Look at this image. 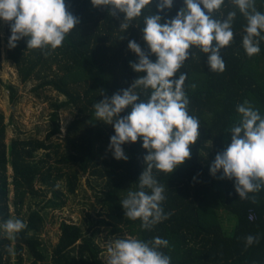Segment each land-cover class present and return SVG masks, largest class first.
I'll return each mask as SVG.
<instances>
[{"label":"trees","instance_id":"1","mask_svg":"<svg viewBox=\"0 0 264 264\" xmlns=\"http://www.w3.org/2000/svg\"><path fill=\"white\" fill-rule=\"evenodd\" d=\"M65 3L80 23L66 36L61 47L51 50L49 46L48 55L39 49H27L28 37L18 41L15 48H9L10 22L4 21L7 58L22 82L37 80L35 90L51 88L65 99L53 103L51 126L44 139L17 138L9 144L5 116L0 113V223L13 218L12 206L22 214L28 197L45 195L49 189L55 197L42 209H31L26 218H19L27 223V228L14 240L8 239L0 229V264H11L14 254L22 264L25 253L33 258L31 264H41L49 258L51 264H108L102 257L100 244L83 224L62 221L61 234L51 255L41 237L46 225L44 210L62 208L66 203L60 182L66 181L67 191L74 194L81 181L80 172L106 180L108 189L100 197L103 211L99 214L106 216L102 222L110 228L111 235L126 233L143 241L155 237L166 239L168 247L159 251L171 258V264H264V189L250 193L248 200H240L234 178L220 179L222 170L215 177L210 174L215 156L231 143L229 130L240 119L237 105L247 100L264 116V40L260 41L259 54L247 55L242 44L247 21L232 0H225L221 9L212 13L213 18L223 19L229 11L237 12L233 21L234 40L220 53L226 63L225 71H211L208 54L198 46L190 48L189 59L172 79H178L180 73L187 74L184 91L190 101L188 112L200 120V135L190 145L191 158L171 174L153 169L154 178L165 187L166 199L161 206L170 216L146 230L141 228V220L133 221L125 216L121 201L128 191L138 190L147 150L138 138L135 143L122 145L128 156L126 161L115 159L109 149L114 127L96 118L93 105L105 96L111 98L130 88L135 79L146 75L130 67V62H137L138 57L128 48L129 41L135 40L155 62L157 57L143 40L144 17L157 14L163 23L175 17L185 6L184 0H173L172 8L162 12L157 8L159 0H152L139 17L129 22L126 31L119 28L123 13L114 17L109 7L93 6L91 0H65ZM255 4L264 13V0H255ZM2 30L0 20V70ZM135 91L145 102L151 94V89ZM65 109L72 110L73 118L63 131L60 112ZM130 111L126 108L121 117ZM56 137L63 139L57 142ZM208 144H211L210 162L203 163L201 155ZM41 150L46 152L45 157H38ZM52 157H55L53 162L49 160ZM37 182L41 187H37ZM220 210L234 219L231 229L223 222ZM248 235H259V243L246 248Z\"/></svg>","mask_w":264,"mask_h":264},{"label":"clouds","instance_id":"2","mask_svg":"<svg viewBox=\"0 0 264 264\" xmlns=\"http://www.w3.org/2000/svg\"><path fill=\"white\" fill-rule=\"evenodd\" d=\"M93 6L110 8L112 16L124 14L120 29L126 31L130 21L142 14V9L152 0H91ZM225 0H184L174 18L165 20L157 14L144 17L143 40L151 54L157 59L152 62L149 53L130 40L128 48L138 57L130 62L137 73H146L134 80L130 88L121 90L93 105L98 120L113 125L115 135L110 137L109 149L117 160H127L122 147L125 143H135L138 138L147 150L144 156L146 167L138 180V190L128 191L121 201L125 216L135 221L141 220V228L151 230L156 224L169 218L162 203L166 199L165 187L153 176V169L172 173L178 166L191 158L190 145L199 138L200 120L189 114L190 103L184 91L186 73L172 79L190 57V48L198 46L208 54L210 70L222 73L226 63L221 49L234 40L233 21L235 10L226 18L215 19L213 11L221 9ZM245 17L247 25L242 44L248 56L259 54L261 35L264 32V13L256 8L255 0H232ZM173 0H159L158 11L171 9ZM206 10V11H205ZM0 20L10 22L9 48L28 37L27 49H39L48 55V48L55 50L63 45L65 38L80 23L65 3V0H0ZM194 87V85H193ZM151 89L149 99H140L135 89ZM130 108L128 115L121 113ZM236 111L240 119L234 123L231 143L215 156L210 165L214 177L220 170V179L235 180V191L240 200H248L250 193L264 189V116L245 100L238 104ZM150 189V192L145 191ZM255 203V196L251 197ZM27 228V223L19 218H9L0 223V229L7 238ZM259 235L245 237V247L259 243ZM168 240L155 237L143 241L136 237L118 238L108 243V264H171V258L159 251L168 247ZM12 252V249H8Z\"/></svg>","mask_w":264,"mask_h":264},{"label":"rangeland","instance_id":"3","mask_svg":"<svg viewBox=\"0 0 264 264\" xmlns=\"http://www.w3.org/2000/svg\"><path fill=\"white\" fill-rule=\"evenodd\" d=\"M2 63L3 68L0 70V113L5 116L7 124V142L10 144L13 139L21 138H40L44 139L51 126V114L54 110L53 103L62 101L64 96L57 93L51 88L36 89L39 81L32 80L27 83L22 82L14 64L7 58V45L5 43V23L2 20ZM13 87V90L11 89ZM70 109L61 110L60 120L63 131L73 118ZM62 137H56L55 141H62ZM46 152L41 150L38 157H45ZM211 157V144L202 152L201 161L209 163ZM55 161V157L49 159ZM10 180L12 181L13 170L9 169ZM81 181L76 193L72 194L67 191L66 181L59 184V188L64 193L63 198L66 203L62 208L48 207L44 210L46 215V225L42 239L45 248L51 255L61 234L62 221H72L83 224L90 234H93L103 249L102 257L108 263L107 246L109 242L118 238H128L126 233L117 235L110 234V228L102 222L106 216L101 217L103 211L100 197H103L108 186L105 179H99L80 172ZM41 187V183H36ZM11 200L14 197L13 186H11ZM55 198L51 189L39 197H28L22 214L16 212L15 206H12L13 218H26L31 209H42L47 201ZM223 222L229 229L233 227L234 219L225 210L219 211ZM33 258L27 253L24 254L22 264H31ZM11 264H19L18 256L14 254ZM40 264V263H39ZM41 264H51L49 258Z\"/></svg>","mask_w":264,"mask_h":264},{"label":"built area","instance_id":"4","mask_svg":"<svg viewBox=\"0 0 264 264\" xmlns=\"http://www.w3.org/2000/svg\"><path fill=\"white\" fill-rule=\"evenodd\" d=\"M255 218V214L252 212L251 214H250V219H254Z\"/></svg>","mask_w":264,"mask_h":264}]
</instances>
